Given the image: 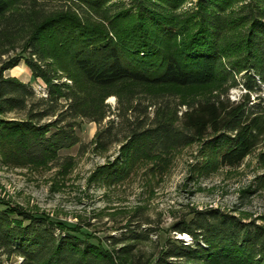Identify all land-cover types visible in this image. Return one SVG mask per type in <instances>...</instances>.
Wrapping results in <instances>:
<instances>
[{
    "label": "trees",
    "instance_id": "obj_1",
    "mask_svg": "<svg viewBox=\"0 0 264 264\" xmlns=\"http://www.w3.org/2000/svg\"><path fill=\"white\" fill-rule=\"evenodd\" d=\"M49 1L0 0V60L10 51L22 52L0 65V163L5 166L49 167L62 150L79 143L76 118L101 122L106 117L105 99L112 93L107 90L119 84L190 87L219 80L236 86V75L245 71L247 93L262 90L264 0H243L231 13L228 10L241 0H197L184 13L178 9L186 0H131L112 15L103 9L112 0H66L70 5L55 9L46 7ZM102 12V18L94 19ZM238 27H243L242 50L227 65L223 59L231 40L223 43V37ZM62 58L81 81H59ZM21 60L43 81L46 97L37 99L29 83L4 75ZM260 99L250 104L248 94L238 102L215 95L190 104L180 117L162 113L149 123L139 119L130 124L117 156L98 166L89 182L116 184L138 163H164L175 149L196 141L202 142L206 156L198 166L203 172L238 166L264 147ZM62 100L66 104L60 116L44 121L56 115ZM13 112L25 114L6 116ZM108 132L96 134L97 149H106ZM71 164L68 161L65 169ZM260 177L264 179V173ZM4 205L0 264L2 256L15 255L22 257V264H264V225L218 207L194 209L174 223L173 230L188 233L190 242L168 239L151 262L138 257L133 244L110 249L80 238L66 225Z\"/></svg>",
    "mask_w": 264,
    "mask_h": 264
},
{
    "label": "rangeland",
    "instance_id": "obj_2",
    "mask_svg": "<svg viewBox=\"0 0 264 264\" xmlns=\"http://www.w3.org/2000/svg\"><path fill=\"white\" fill-rule=\"evenodd\" d=\"M196 1L186 0L178 12L189 11ZM242 1L234 4L228 12L236 11ZM130 2L112 0L103 9L112 15L129 6ZM47 4L48 9H55L68 6L70 2L53 0ZM99 14L101 17L94 15V19L102 18L103 12ZM242 33L243 27L225 33L223 43L230 39L231 44L227 48L228 56L223 59L224 64L229 65L241 53ZM21 53L19 49L10 51L3 55L0 65L8 57ZM59 67V81L68 85L73 84L71 78L81 81L68 60L62 58ZM4 75L29 83L37 99L47 96L45 84L32 76L24 60L6 70ZM244 75L245 71L236 75V86L217 80L208 85L190 87L127 83L107 90L112 93L105 99L106 117L101 122L76 118L79 143L62 150L49 167L36 170L0 163V209L5 208L4 202H8L35 216L66 225L80 238L101 243L110 249L133 244L134 253L151 262L155 261L168 239L180 238L190 242L189 234L174 231L173 225L189 217L194 209L218 207L245 221L253 220L264 225V179L260 177L264 173V159L260 158L263 146L253 150L238 166H220L205 173L198 166L206 156L201 148L202 142L196 141L175 149L164 163H138L125 180L116 184L89 182V176L98 166L117 156L120 141L139 119L149 123L162 113L180 117L190 104L215 95L222 99L228 96L231 101L238 102L248 94L250 104L259 102L260 98L264 103V85H261L262 90L247 93L243 86ZM65 104L64 100L60 101L56 115L44 121L60 116V109ZM24 114L13 112L6 116L24 117ZM107 129L110 137L106 149H97L96 134ZM68 161L72 164L65 169ZM13 217L19 218L17 215ZM112 236L122 239V242L114 244ZM22 261L20 256H2L1 264H22Z\"/></svg>",
    "mask_w": 264,
    "mask_h": 264
}]
</instances>
